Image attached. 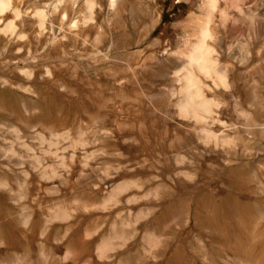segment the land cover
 Returning a JSON list of instances; mask_svg holds the SVG:
<instances>
[{"label": "rangeland", "instance_id": "374dc122", "mask_svg": "<svg viewBox=\"0 0 264 264\" xmlns=\"http://www.w3.org/2000/svg\"><path fill=\"white\" fill-rule=\"evenodd\" d=\"M117 1L0 8V264H264V30L190 71L204 0Z\"/></svg>", "mask_w": 264, "mask_h": 264}, {"label": "bare ground", "instance_id": "6f19581e", "mask_svg": "<svg viewBox=\"0 0 264 264\" xmlns=\"http://www.w3.org/2000/svg\"><path fill=\"white\" fill-rule=\"evenodd\" d=\"M221 1L225 3L222 5V7H220ZM117 3V0H109V6L111 8L115 7ZM7 4H9V0H0V8H3ZM89 9L90 11L88 17L92 19L94 12L92 0H90ZM201 9L206 16L198 17L194 14H191L190 17L191 26L194 31V40L190 41L188 39L189 35H187L185 42L187 48L178 50L179 57L185 61V65L189 70L193 69V67L196 65L200 69H208V64H206L204 58L205 54L202 52V48L212 46L209 39H213V35H211L213 33L211 27V13L213 10L218 9L223 16L229 15V22L227 23L226 29L227 43H230L229 46H231V44L233 46L248 44L251 42L252 38H259V33L261 30H264V0H204L203 5H201ZM251 29L253 30V35L250 33ZM262 40H264L263 37ZM262 40L259 38V42L261 41L263 43ZM243 52L244 50L242 51V49H240L238 52V61L248 60V58H240V54ZM259 65L260 68L264 69V67L261 65V62ZM183 88L185 91V98L183 97L184 99L181 103L183 107L184 105H191L197 101L202 103V100L199 99L200 88L196 82L193 81L190 75H187ZM201 244L202 246L204 245L203 243ZM104 245L105 244L102 241L101 245L99 246L102 247Z\"/></svg>", "mask_w": 264, "mask_h": 264}]
</instances>
